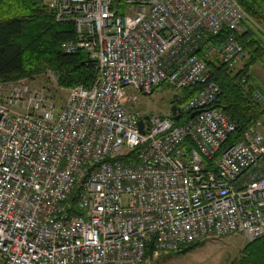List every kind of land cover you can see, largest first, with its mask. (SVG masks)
<instances>
[{
    "label": "built area",
    "instance_id": "built-area-1",
    "mask_svg": "<svg viewBox=\"0 0 264 264\" xmlns=\"http://www.w3.org/2000/svg\"><path fill=\"white\" fill-rule=\"evenodd\" d=\"M42 3L74 27L61 52L84 53L95 74L62 103L27 79L0 82V264H143L149 250L263 237L264 117L234 139L207 63L245 59L239 3ZM165 88L198 89L175 100L179 120L135 109Z\"/></svg>",
    "mask_w": 264,
    "mask_h": 264
},
{
    "label": "trees",
    "instance_id": "trees-1",
    "mask_svg": "<svg viewBox=\"0 0 264 264\" xmlns=\"http://www.w3.org/2000/svg\"><path fill=\"white\" fill-rule=\"evenodd\" d=\"M236 1L251 21H245L244 31L237 35L247 58L236 72L216 60L207 62L210 77L221 90L218 106L237 125L234 139L264 117V107L253 98L258 89L249 84L251 77L248 74L250 66L264 55L261 41L264 36V0ZM225 35L226 31H222L220 39ZM73 38V25L55 22L53 11L43 5L42 0H0V82L33 78L51 69L58 74L62 86L88 87L95 74L93 63L82 52L66 55L60 50L61 42ZM216 41L219 40L212 39L214 44ZM242 79H245L244 83ZM197 90L185 89L176 94L174 100L180 104ZM200 244L169 254L184 253ZM146 258H152V250L147 251ZM235 264H264V236L245 243Z\"/></svg>",
    "mask_w": 264,
    "mask_h": 264
},
{
    "label": "rangeland",
    "instance_id": "rangeland-1",
    "mask_svg": "<svg viewBox=\"0 0 264 264\" xmlns=\"http://www.w3.org/2000/svg\"><path fill=\"white\" fill-rule=\"evenodd\" d=\"M243 31L244 25L240 28L239 34ZM261 41L264 44V36ZM244 52L245 58H247L246 51L244 50ZM239 66L233 71H238L241 68ZM248 74L251 77L249 84L258 89L257 92L263 97L264 101V55L250 66ZM58 78L57 73L47 69L41 75L24 79H27L32 86L43 87L49 95L54 96L59 103H62L71 87L60 85ZM177 93L172 89L165 88L157 90L151 95L139 94V101L135 104V109L140 113L168 115L170 103ZM259 106L264 107V104ZM245 243L247 241L236 234L222 238H210L184 253L153 256L143 264H235L240 258Z\"/></svg>",
    "mask_w": 264,
    "mask_h": 264
},
{
    "label": "water",
    "instance_id": "water-1",
    "mask_svg": "<svg viewBox=\"0 0 264 264\" xmlns=\"http://www.w3.org/2000/svg\"><path fill=\"white\" fill-rule=\"evenodd\" d=\"M175 97H176V95L174 96L173 100L175 99ZM176 110H177L176 106H175V105H172V106L170 107V109H169V112H170L171 117H172L174 120L177 121V120H179V116L176 115ZM195 114H196V113L191 114V115H190V118H192ZM147 119H148V117L145 116V117H144L142 120H140V122H139V128H140V132H141V133H143V125H144L143 121H144V120H147Z\"/></svg>",
    "mask_w": 264,
    "mask_h": 264
},
{
    "label": "flooded vegetation",
    "instance_id": "flooded-vegetation-1",
    "mask_svg": "<svg viewBox=\"0 0 264 264\" xmlns=\"http://www.w3.org/2000/svg\"><path fill=\"white\" fill-rule=\"evenodd\" d=\"M175 102H177V101L172 100V102L170 103L169 109H170V107H171L173 104H175Z\"/></svg>",
    "mask_w": 264,
    "mask_h": 264
}]
</instances>
